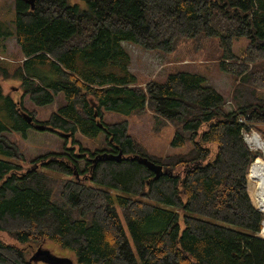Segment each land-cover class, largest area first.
I'll list each match as a JSON object with an SVG mask.
<instances>
[{"label":"trees","instance_id":"trees-1","mask_svg":"<svg viewBox=\"0 0 264 264\" xmlns=\"http://www.w3.org/2000/svg\"><path fill=\"white\" fill-rule=\"evenodd\" d=\"M14 16L5 36L24 58L17 72L24 93L41 104L64 98L45 122L29 112L33 124L60 136L103 134L106 147L86 154L80 146L63 148L22 172L4 159L22 158L5 132L33 126L0 87V232L20 245L0 241V264H37L24 246L44 241L74 251L76 264H264L263 215L247 193L249 167L264 152L244 140L264 123V0H35L33 8L14 0ZM201 36L218 40L219 69L238 77L231 111L198 74L137 86L123 43L171 52ZM240 37L249 42L237 63L231 49ZM103 111L150 113L157 132L173 128L172 148H189L149 156L125 121L103 124ZM119 153V162L106 159ZM135 157L166 174L155 179Z\"/></svg>","mask_w":264,"mask_h":264},{"label":"rangeland","instance_id":"rangeland-1","mask_svg":"<svg viewBox=\"0 0 264 264\" xmlns=\"http://www.w3.org/2000/svg\"><path fill=\"white\" fill-rule=\"evenodd\" d=\"M14 0H0V87L3 94L8 95L16 104L21 105L22 115L30 116L29 112L35 114V120L45 122L52 112H56L57 108L64 104V98L61 94L53 97L47 104H41V99H31L29 94L24 93L22 86V77L17 72L22 69L23 56L20 52L15 39L12 36H5L7 33L13 31L14 26ZM248 39L244 37L236 38L232 41L231 52L235 56L233 62L240 63L242 57L246 52ZM125 51L128 53L130 63L128 70L135 77L137 86L145 87L149 82L165 83L169 75L177 72H188L203 76L205 79L204 85L213 88L219 93L227 102L225 109L231 111L232 107L229 104L233 89L238 83V77L231 73H225L219 69V62L221 56V48L216 38L198 37L196 39H188L179 41L175 44L171 52L160 50H145L137 45L130 43L122 44ZM219 58V59H218ZM46 68L49 80H55L54 71L49 70L48 66H43L42 71ZM2 69L6 71V75H2ZM233 71H238L235 68H230ZM47 79V80H48ZM260 96L264 98V90H259ZM49 99H47L48 101ZM2 100H0V104ZM3 114V113H2ZM32 119V121H35ZM8 125L11 124L9 118L5 119ZM103 124H113L125 121L129 135L137 141L145 150L147 155L153 157H163L165 155L180 154L187 151L189 148L186 145L184 148H172L170 140L173 134V128L168 125L163 127L160 131H156L155 121L150 113L140 115H121L115 112L103 111ZM253 133L260 137L263 145L262 150H256L254 147L246 142L247 137ZM263 134V138L262 135ZM7 139L19 147L22 153V158L18 160H10L22 166V172L33 167V159L47 153H60L63 148H74L78 151V146L86 151L94 152L106 147L103 142V134H99L94 139H89L81 135L79 132L75 133L73 137L70 135L60 136L59 134L46 130L38 131L35 128L27 130L24 134L22 131L9 130L5 132ZM245 136V143L250 150L263 154L264 152V123L255 126L249 134ZM74 142V145L72 144ZM3 158V157H1ZM263 162V157H258ZM252 165V164H251ZM247 174V192L251 203L260 207V203L253 197V192L256 191V184L249 176L250 168ZM66 178V177H64ZM106 189L104 187H99ZM107 190V189H106ZM113 197L116 195L127 196V194L120 191L111 190ZM252 194V199H251ZM261 208V207H260ZM0 241L8 244H14L18 247L20 245L11 243L12 240L8 238L7 234L0 232ZM27 256H31L37 252L39 248L49 251V253L59 259H68L75 263L74 251L61 247L53 241H44L38 247L24 246ZM37 264H50L39 260Z\"/></svg>","mask_w":264,"mask_h":264},{"label":"water","instance_id":"water-1","mask_svg":"<svg viewBox=\"0 0 264 264\" xmlns=\"http://www.w3.org/2000/svg\"><path fill=\"white\" fill-rule=\"evenodd\" d=\"M27 1L29 2L31 7L33 8V2L35 0H27ZM23 118L25 119L27 124H32L33 128H35L36 130L43 131L45 129L44 125L33 124L31 116H28V115L25 114V115H23ZM99 127L101 128L102 125L99 124ZM106 159L107 160H114V161L119 162L120 159H121V153H119L116 156H109ZM133 159H135L139 164H141V165L145 166L147 169H149L155 175L154 176L155 179H158L162 175L166 174V171H164L161 166H159L157 164H154L152 161L148 160L145 157H135ZM43 258L46 259L45 261L43 260L44 262H48L50 264H72V262L70 260H68V259H59V258L53 257L49 253V251L44 250L42 248H39L37 250V252H35L31 256V258L29 260L32 261V262H38L40 259H43Z\"/></svg>","mask_w":264,"mask_h":264},{"label":"bare ground","instance_id":"bare-ground-1","mask_svg":"<svg viewBox=\"0 0 264 264\" xmlns=\"http://www.w3.org/2000/svg\"><path fill=\"white\" fill-rule=\"evenodd\" d=\"M246 142L256 150L263 149L260 137L255 133L247 137ZM249 174L256 184V191L253 192V197L260 203V207L264 211V162L260 158H255Z\"/></svg>","mask_w":264,"mask_h":264},{"label":"built area","instance_id":"built-area-1","mask_svg":"<svg viewBox=\"0 0 264 264\" xmlns=\"http://www.w3.org/2000/svg\"><path fill=\"white\" fill-rule=\"evenodd\" d=\"M239 121L242 122L241 119H239ZM254 206H255V205H254ZM255 208H256L260 213H262V215H263V220H262V224H261V229H260L259 235H260L261 238L264 239V211H263L260 207L255 206Z\"/></svg>","mask_w":264,"mask_h":264},{"label":"crops","instance_id":"crops-1","mask_svg":"<svg viewBox=\"0 0 264 264\" xmlns=\"http://www.w3.org/2000/svg\"><path fill=\"white\" fill-rule=\"evenodd\" d=\"M24 59V58H23ZM5 95V94H4ZM23 116V115H22Z\"/></svg>","mask_w":264,"mask_h":264},{"label":"flooded vegetation","instance_id":"flooded-vegetation-1","mask_svg":"<svg viewBox=\"0 0 264 264\" xmlns=\"http://www.w3.org/2000/svg\"><path fill=\"white\" fill-rule=\"evenodd\" d=\"M31 6V5H30Z\"/></svg>","mask_w":264,"mask_h":264}]
</instances>
